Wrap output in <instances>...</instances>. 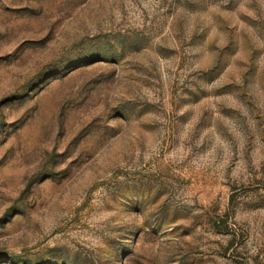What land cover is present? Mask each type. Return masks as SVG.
<instances>
[{
	"label": "rangeland",
	"instance_id": "1",
	"mask_svg": "<svg viewBox=\"0 0 264 264\" xmlns=\"http://www.w3.org/2000/svg\"><path fill=\"white\" fill-rule=\"evenodd\" d=\"M0 264H264V0H0Z\"/></svg>",
	"mask_w": 264,
	"mask_h": 264
}]
</instances>
